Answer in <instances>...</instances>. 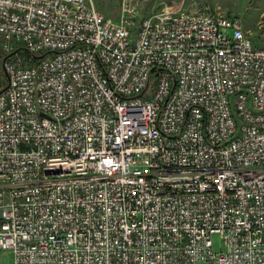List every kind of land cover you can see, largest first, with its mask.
I'll return each mask as SVG.
<instances>
[{
    "label": "built area",
    "instance_id": "2783aa9c",
    "mask_svg": "<svg viewBox=\"0 0 264 264\" xmlns=\"http://www.w3.org/2000/svg\"><path fill=\"white\" fill-rule=\"evenodd\" d=\"M137 17L132 0L116 20L92 0H0V251L264 264V48L183 0Z\"/></svg>",
    "mask_w": 264,
    "mask_h": 264
},
{
    "label": "rangeland",
    "instance_id": "374dc122",
    "mask_svg": "<svg viewBox=\"0 0 264 264\" xmlns=\"http://www.w3.org/2000/svg\"><path fill=\"white\" fill-rule=\"evenodd\" d=\"M123 0H92L95 9L103 16L118 19L121 13ZM178 0H132L136 4L138 13L137 22L160 8L162 4ZM186 6L191 4L196 9H206L213 14L234 17L240 20L245 35L256 48H264V0H183ZM11 47L17 50L21 57H26L19 42L12 41ZM6 43L0 38V90L4 87L6 76L1 71L2 61L9 55L4 51ZM0 264H12V254L0 251Z\"/></svg>",
    "mask_w": 264,
    "mask_h": 264
},
{
    "label": "water",
    "instance_id": "95a60500",
    "mask_svg": "<svg viewBox=\"0 0 264 264\" xmlns=\"http://www.w3.org/2000/svg\"><path fill=\"white\" fill-rule=\"evenodd\" d=\"M2 92V91H1ZM232 99V97L230 98V100ZM235 120H236V124H237V131L236 133L234 134V136L232 137V139H235L237 137V135L239 134V131H240V122L239 120L237 119V117L233 114ZM226 144V143H225Z\"/></svg>",
    "mask_w": 264,
    "mask_h": 264
},
{
    "label": "trees",
    "instance_id": "16d2710c",
    "mask_svg": "<svg viewBox=\"0 0 264 264\" xmlns=\"http://www.w3.org/2000/svg\"><path fill=\"white\" fill-rule=\"evenodd\" d=\"M1 90H2V89H1ZM1 90H0V91H1Z\"/></svg>",
    "mask_w": 264,
    "mask_h": 264
}]
</instances>
